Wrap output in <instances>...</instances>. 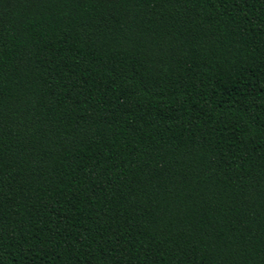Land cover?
<instances>
[{"label":"trees","instance_id":"1","mask_svg":"<svg viewBox=\"0 0 264 264\" xmlns=\"http://www.w3.org/2000/svg\"><path fill=\"white\" fill-rule=\"evenodd\" d=\"M0 264H264V0H0Z\"/></svg>","mask_w":264,"mask_h":264}]
</instances>
